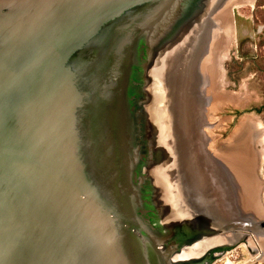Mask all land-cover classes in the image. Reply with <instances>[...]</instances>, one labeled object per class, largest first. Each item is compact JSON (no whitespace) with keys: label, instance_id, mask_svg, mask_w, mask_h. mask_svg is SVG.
Masks as SVG:
<instances>
[{"label":"water","instance_id":"1","mask_svg":"<svg viewBox=\"0 0 264 264\" xmlns=\"http://www.w3.org/2000/svg\"><path fill=\"white\" fill-rule=\"evenodd\" d=\"M212 10L0 0V264H195L217 231L264 230L217 215L235 192L196 137Z\"/></svg>","mask_w":264,"mask_h":264},{"label":"rangeland","instance_id":"2","mask_svg":"<svg viewBox=\"0 0 264 264\" xmlns=\"http://www.w3.org/2000/svg\"><path fill=\"white\" fill-rule=\"evenodd\" d=\"M218 13V25L227 21L229 32L214 56L207 55L214 62L211 73H200L195 132L206 164L224 178V188L229 182L238 205H253V213L241 217L255 226L264 223V0H243ZM221 240L239 245L224 250L223 258L231 261L254 260L260 247L264 252L263 229L225 232Z\"/></svg>","mask_w":264,"mask_h":264},{"label":"bare ground","instance_id":"3","mask_svg":"<svg viewBox=\"0 0 264 264\" xmlns=\"http://www.w3.org/2000/svg\"><path fill=\"white\" fill-rule=\"evenodd\" d=\"M204 2L205 5H207L209 7V10H207V12L210 11V9L213 8V10L211 11V14L209 15L210 17H213V21H212V25L208 26V30H207V36L204 37L202 44L207 47L208 49V53H212V57L214 56L215 52L217 51V49L220 47L221 43L225 40V35L226 32H229V27L227 26V21H223L222 24L218 25L219 23H221V17H219V10L222 9H228L230 6H232L233 3H238L241 2L243 0H202ZM206 2V3H205ZM222 8V9H221ZM206 12V14H207ZM217 13V17L216 14ZM224 19V17L222 18ZM218 26H221V31L218 29ZM208 54L205 53L200 56V58H198L199 60V68L198 71L199 73L204 72V73H211L212 69L214 68V62L212 58H208L207 56ZM204 77V76H203ZM193 83V82H191ZM192 85V84H191ZM220 181L218 183V186L215 185L216 180H214V178H212V185H214L217 189L216 191H218L217 193L219 194L218 199H225V196L222 195L223 191L221 190V186H220ZM219 199V200H220ZM226 201H227V205L224 208V211L222 209H218L220 210V212L218 211L217 215L220 214V216H222L223 218H229L231 217V215H235V216H241L243 215V207L235 204V203H231L228 199L229 197L226 196ZM240 199V198H239ZM241 200V199H240ZM234 206H238V208L236 207V209L234 208ZM231 208H234L233 210H231ZM235 211V212H234ZM244 216V215H243ZM248 216V215H247ZM229 257V256H228ZM228 257L223 259V263L222 264H244L245 262L240 261V263H234L233 261H231V259H229Z\"/></svg>","mask_w":264,"mask_h":264},{"label":"flooded vegetation","instance_id":"4","mask_svg":"<svg viewBox=\"0 0 264 264\" xmlns=\"http://www.w3.org/2000/svg\"><path fill=\"white\" fill-rule=\"evenodd\" d=\"M209 1V0H207ZM206 3V2H205ZM207 10H209V7L207 5L204 4V2L202 0H182V12H186V14H182V17H205V15L203 16V14L207 12ZM187 12H190L187 14ZM203 13V14H197V13ZM195 13V14H194ZM180 212H179V220H180V241H181V248H182V218L185 220L184 224L188 223V218L189 215L185 214L184 212H182V206L180 208ZM218 234V231L215 232V235L211 238V240H213V242L211 244H204L203 246H201V250L204 251L203 255L201 256V259L196 262L195 264H217L218 262L222 261L223 258V254L226 253L227 249H229L230 251H235L237 248H239V245H224L222 243V240L219 238H217L216 236ZM209 240V239H208ZM229 244V243H228ZM227 248V249H226ZM226 250V251H224ZM253 258L254 260H252L251 258L247 259L246 263L244 264H248L249 262L251 264H264V255L259 253L258 251H253ZM230 252L227 253V255ZM258 253V254H257ZM231 256V255H230ZM240 261H233L235 263H240Z\"/></svg>","mask_w":264,"mask_h":264},{"label":"crops","instance_id":"5","mask_svg":"<svg viewBox=\"0 0 264 264\" xmlns=\"http://www.w3.org/2000/svg\"><path fill=\"white\" fill-rule=\"evenodd\" d=\"M242 176H244V175H242ZM243 181L244 182L245 181L247 182L246 179H243ZM244 182H243V191L244 192L246 191L249 194L250 193V188L248 187V185L246 183L244 184ZM249 196H250V194H249ZM251 205L252 204H247V203L243 205V215H248L249 216L250 213H253V209H252L253 208V205L252 206ZM236 207L238 208V206H234L235 209H236ZM259 253L264 255V252L262 253L261 247L259 248Z\"/></svg>","mask_w":264,"mask_h":264}]
</instances>
